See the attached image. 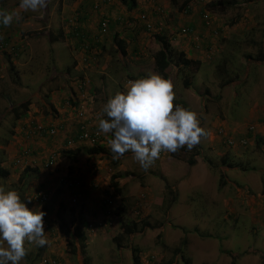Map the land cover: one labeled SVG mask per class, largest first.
<instances>
[{"label": "rangeland", "instance_id": "obj_1", "mask_svg": "<svg viewBox=\"0 0 264 264\" xmlns=\"http://www.w3.org/2000/svg\"><path fill=\"white\" fill-rule=\"evenodd\" d=\"M57 1L46 0V6L35 12L37 16L47 18L54 10V15L43 22V30L58 31L61 25V42L42 35L39 37L40 49L37 52L33 50L32 57L30 51L24 52L17 44V54L11 56L6 55L0 48V170L7 169L5 160L9 159L11 150V133L16 119L11 105L16 107L20 102L30 100L33 105L44 110L45 103L50 104L46 91L61 84L64 89L69 90L67 94L70 93L77 102L72 106L68 95L67 102H64L69 110L80 116L79 111L86 107V118L90 120L92 128L95 117L92 105L102 109V114L108 98L125 90L123 84L152 72L161 73L155 66V54L161 47L155 33L149 35L148 41L145 39L140 44L141 47L134 48L129 43L131 50L127 49L128 41L120 36L122 33H118L115 39H112L111 33H102L104 41L108 43L105 46L106 57H101L96 52L92 54L93 59H99V66L93 64L96 69L101 67L99 74L96 76L89 68L73 70L76 64L71 66L74 62L71 47L74 45L79 50L78 40L71 41L77 36H66L64 30H71L76 24L73 17L78 16L77 7L80 6V1L60 0L56 5ZM180 1L184 2H168L171 7H175ZM220 1L223 0H201L202 9L199 11L198 21L202 24L201 12L203 14L206 8L211 13V22L215 21L214 30L218 34L213 43L214 47L210 50L211 55L205 57L199 68L183 67L176 57L167 68V78L174 84V103L195 110L201 126L207 132L191 151L185 146L174 153L162 152L147 170L141 168L131 152L121 156V162L116 166L109 158L91 156L104 163L100 171L105 180L104 188L108 190L111 186L113 190V202L100 199L98 204L103 202V205L98 211L94 210L95 205H90L87 198L81 197L78 201L71 193L72 199L68 206H72L74 212L66 210L64 205L58 214L57 206L61 202V191L64 190L61 186L63 184H59L62 181L52 182L51 187L55 193L50 202L42 207L34 201L32 195L38 187L49 188L38 180L37 172L30 169L25 177H21V168L10 171L7 169V176L0 171V185L6 189L17 190L29 207H39L45 212L44 226L48 243L42 246L43 251L38 254L39 246L26 241L27 255L21 264H41L44 254L57 259V264H86L84 257H87V264H134L135 248H139L140 264H185L186 260H189V264H264V145L262 142L247 146H229L223 137V131L235 140L240 136L246 137L252 126L262 125L264 120V87L257 84L259 79L264 78V60L257 59L260 50L264 53V0H224L228 2L227 7L219 4ZM0 2V10H8V1ZM14 3L10 6L15 8L17 2L15 5ZM14 8H10V11L22 18L19 21L27 17V11L24 15L20 13L23 10L20 5L17 10ZM173 21V16L167 18V24L171 26ZM181 23L186 24L183 21ZM201 23L197 29L203 32L204 26ZM123 29L127 32L129 28ZM92 30V35L98 33L99 25ZM114 31L112 28V34ZM170 32L169 30L166 33L168 37ZM117 39L123 40L122 44ZM121 45L125 51L128 50L125 54L120 53ZM227 46L232 48L230 53ZM60 52L61 65H58L57 56ZM78 52L75 51V54ZM21 57L27 58V61L18 60ZM102 58L105 63L100 61ZM36 64L43 66L38 69ZM105 65H112V69L115 66L122 68V72L118 71L114 81H111L115 88L107 83L105 87L101 85L102 89L95 95L86 93L91 86L95 88L96 77H100L97 78V85L101 78H109L106 74L108 68L102 70ZM24 73L35 74L39 80L35 79L31 83V80L24 77ZM41 73L44 74L42 78ZM81 79L89 83L86 90L80 89V84H77ZM10 81L13 84L9 85ZM46 81L49 84L43 88L42 84ZM120 82L122 88L119 87ZM185 82H189V87ZM225 82L230 83L226 85ZM75 84L80 95L74 91ZM13 87L15 90L10 92ZM45 87L48 89L45 90ZM257 90L259 92L256 93ZM54 111L50 107L48 112ZM102 118H106L105 114ZM259 125L252 134H256ZM105 136L106 146L111 152L109 140L112 134ZM251 139L252 136L250 141L253 142ZM83 147L87 151L88 147ZM239 148L243 149L242 154ZM82 152L81 155L86 157L84 151ZM91 157H87V161ZM191 158L194 159V164L190 163ZM226 161H237L240 165L231 168L226 165ZM101 162H96V165L99 167ZM205 166L210 168L206 177L203 176ZM72 169L63 177L69 178ZM115 172L125 174L119 180L121 193L113 188L111 177L109 178ZM129 172L133 175L126 176ZM223 178L226 181L224 185ZM103 180L98 185L95 182L96 185L100 186ZM69 189L72 190V187L69 186ZM85 221L87 224L95 223V229H90ZM61 222L66 224V230L62 229ZM135 222L139 231L126 234L123 224L131 225ZM144 222L146 226L142 228ZM75 223L87 233L85 253L79 248L76 252L72 250L73 238L70 233ZM183 238L187 240L185 245L182 244ZM52 242L55 246H52L53 250ZM79 243L76 241V244ZM182 245L183 250L177 252V248ZM226 250L237 255L232 256Z\"/></svg>", "mask_w": 264, "mask_h": 264}, {"label": "crops", "instance_id": "obj_2", "mask_svg": "<svg viewBox=\"0 0 264 264\" xmlns=\"http://www.w3.org/2000/svg\"><path fill=\"white\" fill-rule=\"evenodd\" d=\"M7 1H8L7 3L8 10H6V12H11L10 8L13 9L14 7L10 5L13 4L15 0H7ZM19 1L20 0H16L17 6L20 5ZM78 1H80V3H78L80 6L77 7V9L79 10V13H78L77 18L73 17V20H75L76 24L72 26L71 30H67V29L64 30L66 33L65 34L66 36L68 34L77 36V38H74L71 41L77 39L78 45H79V50H76L74 48V45L71 47V54L74 56V62L72 63L71 66L73 67V65L76 64L73 67V70L78 69L81 71L87 70L89 68L90 70L94 71L96 76L97 74H99L98 72L101 67L100 68L98 67L97 68L98 70L93 67V64H95L96 66H99L98 64L99 59H93L92 54L94 55V53L96 52L97 54H100L101 57H104L105 56L104 54L107 52L105 50V46L108 45V43L104 41L105 39L103 38L104 35L101 34L100 32V22L104 15L111 18L110 25H109V31L107 33L108 34L111 33L110 35L112 36V39H115L116 36H118V33H122V35L120 36L124 40L128 41L127 49L129 50H131V46H133L134 48L141 47L140 44L142 42H145V39L146 41H148L147 38L149 37V35L154 34L153 31L151 32L147 30V28L145 27L144 21L140 17V15L145 11L150 12L153 18L155 17L158 18L160 17V14H158L157 9L162 7L165 10V16H169L170 14L173 16L174 21L172 24L177 26V25L182 24L181 21H183V22H186L187 25H191L195 27L197 32H198L197 28L199 27V24L201 23V21H198L199 11L202 9L201 0H191L193 4V8L187 14L183 11L182 4H179V3H182L183 1L176 3L175 7H171L168 2L169 0H137V6L133 9H129V7L122 2V0H100L102 2H98L97 0H78ZM55 2L56 1H54L53 4H55ZM59 3H60V0L57 1L56 5H58ZM97 3L100 4L99 9L95 8V4ZM17 6L14 9L17 10ZM25 12H26L25 10L20 11V13L23 15L25 14ZM54 13L55 12L53 10L52 13L49 14L47 18H45L42 15L37 16L35 11L28 10L26 14L27 17H24L23 19L24 21L22 20L24 23L22 21H19V19H22V18L18 17L17 19L14 17L12 23L9 26L5 27L2 25L4 29V36L5 38L11 41L12 45L17 44V46H19V49H23L24 52L30 51L31 57H32L33 50L37 52L38 49H40L39 44L41 41L39 37H41L42 35H47V37H50V38L52 37L54 39H57L55 40L56 42H61V25L59 26L58 31L54 29H50L47 31L43 30L44 28L43 22L47 20L49 17H51L52 15H54ZM98 25H99L98 33L95 32V34L92 35L91 32L94 33L93 32L94 29L92 30V28ZM201 26L202 25H200V28ZM28 27H31V28L26 29ZM112 28L115 30L113 34L111 32ZM123 28H129V29L127 32H125ZM182 40L184 42H180L179 38L176 39V43H175L176 48H178L179 50H183L186 56L189 58L192 57L193 59L194 58L200 59L202 62L205 60L202 54V51L204 49H202V51L198 49L195 51L193 47H191V45L188 43L189 40H184V39ZM121 41L123 42V40ZM129 43L131 45L130 47H129ZM231 49L232 48L227 46V51L229 53ZM74 50L79 51L78 54H75ZM125 53H122V54H125ZM262 53L263 51L260 50L259 56ZM90 59L92 60V62ZM18 60L27 61V58L21 57ZM88 60L89 62L87 63L86 61ZM102 60H104L103 58L100 61L105 63V60L104 61ZM258 60L261 61L260 59ZM57 61H58V65H61V52L57 56ZM34 62L37 63V61H34ZM0 65H2L1 62H0ZM35 66L38 69H41L43 65L36 64ZM111 66L105 65L102 67V70H105V68H108V70L106 71V74H107V77L109 78L107 80L104 78H101L99 80L100 84L97 85L98 83L97 78H100V77H96V80L94 82L95 88L91 86L90 89H87L86 93L89 92L91 95H95L96 92H99L98 90L102 89L101 85L105 87L107 83L111 84L112 88H115L112 85L111 81H114V78L116 76L115 74H117L118 71L119 73L122 72V68L120 66L118 67L115 66L112 69ZM36 67H35V70H37ZM102 70H101V73L103 72ZM43 75L44 74L41 73L40 75L41 78L43 77ZM24 77L26 79L31 80L32 81L31 83H34L35 81L33 80L35 79L39 80L35 74L29 75V74L24 73ZM125 82L127 81L125 80ZM229 83L225 82L226 85ZM8 84L11 85L13 84V82L10 81V83ZM48 84L49 82L47 81L44 82L42 84L43 88L44 86H47ZM257 84L261 87H264V78L262 80L259 79ZM120 85H122L121 82L119 83V87L121 88L122 86L123 88L125 87V84H123L122 86ZM64 88L65 87H63L61 84H56L55 88L50 89L49 91H46L47 92L46 95L49 97V100H50V104L45 103L46 109L40 110L38 107L33 105L34 104L33 102H31L30 109L28 110V112L23 114L18 120L15 119V122L13 124V132L11 133L12 134V140L10 143L11 150L9 152V157H8L9 159L5 160V164L8 165L7 169L9 171L11 169L19 170V168H21L23 172L24 168L27 167V168L33 169L34 172H37L38 180L47 184L48 188L50 189V190L48 189L50 192V200L53 194L55 193V192L53 193L54 189L51 187V185H53L52 182H55L58 180L62 181V183H59V184H63L61 186H63L64 190L61 191V194H60L61 202L57 206V211L59 208H64V205L66 206V210L68 209V211H72L73 209L72 206H68L70 205L71 199H72L71 193L75 195L78 201L82 198H87V200L90 201V205H95L94 210L98 211L99 207L103 205V202H100V204H98L99 200L100 199L101 201L106 200L109 197V195L113 193V190L111 186L109 187L110 189L108 190H105L104 188L105 180H103L102 175L100 174V171L103 169L104 163L101 161H98L94 157H91L93 155L89 154L88 151H85V148L84 149L82 148L83 146L90 147V144H91L90 142L88 141L80 142L78 146L70 148L71 150H75L76 152L74 159H71L68 156L62 154L57 157V160L54 162L52 166L50 167L44 166V162L47 161V159L51 156L53 152H57L59 154L61 149H62V153H63V150L65 149L67 150V148L65 147V144H67L66 143L67 140L75 136H78L80 132L81 116H78L77 114L75 115L74 113H72L69 110V106L64 102V100H66L67 102V97L68 95L70 96V93L67 94L69 90L68 89L66 90ZM46 89H48V87H45V90ZM262 89L263 88H261V90ZM14 90L15 88L13 87L10 90V92ZM225 90L228 92L226 88ZM74 91H76L77 95H80L79 90H77L76 88V84L74 86ZM257 92L259 91L257 90L256 93ZM86 93L84 92V95H86ZM263 93H264V90H263ZM50 107L54 109L55 111L48 112L50 110ZM10 108L13 109L14 105H11ZM91 109L94 112L95 117L93 118L94 120L93 123H94V126L96 127L99 123V120L102 119V115H104V113L102 114L100 113L102 109H100L98 106L92 105ZM38 122H41L47 128H55L56 132L52 135L45 134V133L37 134L33 126L35 125V123H38ZM258 125L259 124H257V126ZM237 135L239 136L240 134H237ZM246 135L249 137L251 136L253 137V139H251L253 140V142L249 141V145L251 144L253 145L257 143L255 139H258V138L261 139L264 145V127L262 125H259L256 134H250L248 132ZM240 137H237V138H240ZM106 141L107 140H105L104 144L102 145L106 146L107 144ZM82 151H84L86 157L81 155V153H83ZM239 151H240V154L243 153L242 148H239ZM20 156H23L25 159H22ZM94 156H97V155H94ZM87 157H91L89 161H87L88 159ZM16 160H17V163H16ZM96 162H101L99 167L98 165H96L97 164ZM233 163L240 165L239 162L237 161ZM23 164H26V166H21ZM71 169H72V172L69 174L70 177L64 178L63 175H67V172H69ZM203 169L205 171V175L203 176L206 177L209 174L210 168L208 166H205L203 167ZM110 177L111 176H109V178ZM100 180H103V181L99 184L100 186H97ZM95 182L97 183V185ZM69 186L72 187V190L69 189ZM103 192H105L104 195H103ZM28 193H30V191H28ZM50 200L48 202H50ZM52 246H54L53 242L51 243V248L53 250L55 246L54 247Z\"/></svg>", "mask_w": 264, "mask_h": 264}, {"label": "clouds", "instance_id": "obj_3", "mask_svg": "<svg viewBox=\"0 0 264 264\" xmlns=\"http://www.w3.org/2000/svg\"><path fill=\"white\" fill-rule=\"evenodd\" d=\"M45 6L46 0H20V8L25 11H36ZM192 8L193 4L190 0L183 11L187 14ZM207 10L206 8L203 14L201 12L204 30L201 32L197 29V32L195 27L187 25V23L177 26L167 24V18L170 19L172 15L165 16V10L162 7L157 9L160 11L158 12L160 18L164 19L166 23L163 29L167 28L168 31H171L168 33L170 37L167 39L173 44L174 49L183 51L176 48L174 44V40L179 38L180 42H184L182 39L189 40L188 43L195 51L204 49L205 53L202 51L204 58L211 55L210 50L214 47L213 43L216 41L218 33L214 30L215 21L211 22V13H208L209 10ZM145 12L151 16L150 12ZM205 14H209L210 24L206 23ZM14 17L18 19L15 13L0 10V25L9 26ZM183 28L188 31L187 34H183L181 31ZM205 30L210 31L205 32ZM4 39H6L5 36ZM11 45L10 42L9 47ZM175 95L173 82L159 72H152L128 81L124 91H119L108 98L103 108L106 118L100 119L96 127L99 132L112 134L109 147L114 158L119 159L126 152H131L141 168L147 170L162 152L174 153L185 146L187 150L191 151L199 144L207 132L201 126L195 110L174 103ZM261 124L264 127V124ZM256 127L257 124L248 132L252 134L251 132L255 131ZM230 136L223 131L224 141L229 146L249 145L250 137L247 135L243 137L248 139L246 145L240 142L243 138L235 140ZM229 138H233L235 144H231ZM80 142L85 141H79L76 146ZM100 144H104V142ZM92 145L94 144L91 143L90 146ZM61 151L59 155L62 154ZM40 188L44 187L38 189ZM46 190L49 192L48 189ZM106 201L113 202L111 195ZM44 216L45 212L39 207H29L28 202L21 197L17 190L6 189L0 185V264H21L27 255L26 241L28 244L36 243L38 246L48 243ZM44 255L47 256V254Z\"/></svg>", "mask_w": 264, "mask_h": 264}, {"label": "trees", "instance_id": "obj_4", "mask_svg": "<svg viewBox=\"0 0 264 264\" xmlns=\"http://www.w3.org/2000/svg\"><path fill=\"white\" fill-rule=\"evenodd\" d=\"M97 1L98 2H102L100 0H97ZM172 1L174 3L176 2V0H172ZM189 1L190 0H184V2L182 4L183 5L182 8H185L187 6V4H188ZM122 2L124 4H126L129 7V9H133V8H135L137 6V0H122ZM219 4L223 5V7H227L228 6V2L227 1H224V0L223 1H220ZM210 5H212V4H210ZM213 6H215V4H213ZM95 8L99 9L100 8V4L99 3L95 4ZM104 19H105V15L103 16V18H102L101 21H103ZM109 19L111 20V18H109ZM160 20H161L160 17L153 18V22L155 24H157ZM144 24H145V22H144ZM145 27H146V24H145ZM167 32H168V29L167 28H165V29H158V30H156V31L153 32V33L157 34V35H155V37L161 43V47L159 48V50L155 54V66L159 69V71L167 78L168 75H169V73L167 72V68L171 64L172 58H174V57H177L178 58V62L181 65L185 66V67L186 66L187 67L192 66V67H195V68H199L201 66L202 62L199 59H191V58H188V57H186V55H185V53L183 51H178V50L174 49L172 47V44L170 43V41L167 39V37H168L167 34H166ZM10 42L11 41L9 39H7V38L4 40L3 43L0 42V48L3 49L2 52H5V54L8 55V56L17 54V48L15 47V45H11L9 47V43ZM117 42L119 44H122V41L121 40H118L117 39ZM122 53H125V49L121 45V54ZM258 59L264 60V53H262L258 57ZM69 73H70V71H69ZM79 82L77 84H79ZM184 84L187 87H189V85H190L189 82H185ZM69 103L72 106L77 103L76 100H73V97L71 95L69 97ZM176 103H179V102H176ZM30 104H31L30 100H25V101L20 102L18 106H16V107L13 108V112L15 113L16 120H18L23 114H25V113L28 112V110L30 109ZM79 134H78V136L73 137L72 140H76L77 138H79ZM256 142L258 144L262 143V141H261L260 138L256 139ZM82 148H84V147H82ZM87 151H88L89 154H92V155H97V156H100V157H103V158H109L111 160V163H115V166L116 165H119V163L121 162L120 158L119 159L114 158L113 154L109 151V149L107 147H105L104 145H102V144H94V145L88 147L87 148ZM63 154L66 155V156H68L71 159H74L76 152H75V150H71V149L66 150L65 149V150H63ZM223 161L225 162V160H223ZM194 162H195L194 159L191 158L190 159V163L191 164H194ZM226 165L229 166V167H231V168H233L235 166H238V164L227 163V161H226ZM30 169L31 168H27V167L24 168V170H23V172L21 174L22 175L21 177H25L28 174V172L30 171ZM244 169H246V168H244ZM0 171H1V174L4 175V176H7L9 174V171L7 169L0 170ZM129 175H133V174L129 172V174H127L126 176H129ZM124 176H125V174H121V172H115L111 176V183L114 186V188L117 190L118 193H121V191H122L121 190V186L119 184V180L122 177H124ZM225 183H226V181L223 178V185ZM174 200H175V197H173L172 201H174ZM172 201H170V202H172ZM62 209L63 208H59L58 211H57V213L60 214V211ZM72 212H74V210H72L71 213ZM80 214H82V212ZM82 221H83V219L81 220V222ZM79 222H80V220H79ZM85 224H87L86 221H85ZM123 225H124V230L123 231L126 234H130V233L139 231V228H138V225H137L136 222L133 223V224H131V225L128 224V223L123 224ZM144 225L146 226V222L143 223L142 228L144 227ZM87 226L90 229H93V228L95 229V223L89 222L87 224ZM61 227H62V229L66 230V224L64 222H61ZM96 228H97V226H96ZM71 232L72 233H70V234L72 235V238H73V240H72V245H73L72 250H73V252H76L78 250V248H79V249H82L83 253H85L84 250L86 249V240H87V233H86V231L80 229L79 224L75 223V225L72 227ZM76 241H79L80 243L79 244H76ZM186 243H187L186 238H183L182 244L185 245ZM184 245L178 247L177 248V252H181L183 250ZM39 248L40 249L37 252L38 254L42 253V251H43V249H42L43 247L42 246H39ZM223 251H225V250H223ZM226 252L229 253V254H231L232 256L237 255V254H234L231 250H226ZM138 253H139V248H135L134 249V254H133L134 264H140L141 263ZM182 256H184V255L182 254ZM84 259L86 260V264H87V257H84ZM185 264H189V260H186L185 261Z\"/></svg>", "mask_w": 264, "mask_h": 264}, {"label": "built area", "instance_id": "obj_5", "mask_svg": "<svg viewBox=\"0 0 264 264\" xmlns=\"http://www.w3.org/2000/svg\"><path fill=\"white\" fill-rule=\"evenodd\" d=\"M0 6H1V2H0ZM158 12H160V11H158ZM140 17L145 22L147 30H149V31H156L158 29H163L166 26L164 19H161L157 24H155L153 22V18L147 12H143L140 15ZM205 19H206V23L210 24L209 14H205ZM109 25H110V19L108 16H105V19L103 21H101V24H100L101 33H107L109 30ZM181 31L183 32V34L188 33V31L184 28ZM4 40L5 39L3 36V27L0 25V42L3 43ZM79 84H80L79 85L80 89L82 88V90H86L85 88L87 87V85L89 83L87 80H82L79 82ZM79 114L82 118L81 122H80L81 123V125H80L81 131L79 134V138L77 141L70 139L66 144V148L75 147L79 141H89L92 144L103 143L105 141L104 140L105 134L102 132H99L98 127L90 128V120H88V118H86V115H87L86 107L81 109L79 111ZM263 124H264V122H263ZM33 127L36 130V133H38V134L39 133L40 134L45 133V134L52 135L56 132L55 128H47L46 126H44V124H42L40 122H38ZM251 128L253 129V128H255V126H252ZM229 142L231 144H235V140L233 138H229ZM240 142L242 144L246 145L248 143V139L243 138L240 140ZM58 156H59V154L57 152H53L51 154V156L47 159V161L44 162V166L45 167L52 166L54 164V162L57 160ZM18 162H20V161H18ZM33 199L39 205L45 206L48 203V201L50 200V193L46 189L40 188L33 194ZM57 262H58L57 259H52L46 255H44L42 258V264H57Z\"/></svg>", "mask_w": 264, "mask_h": 264}]
</instances>
